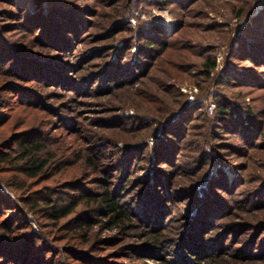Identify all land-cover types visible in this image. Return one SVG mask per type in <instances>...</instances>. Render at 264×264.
<instances>
[{
	"label": "rangeland",
	"instance_id": "374dc122",
	"mask_svg": "<svg viewBox=\"0 0 264 264\" xmlns=\"http://www.w3.org/2000/svg\"><path fill=\"white\" fill-rule=\"evenodd\" d=\"M122 1H27L34 12L36 9L46 10L47 8L76 10L81 15L83 22L80 20L82 28L76 37L68 36V47L59 48L52 44L43 48L44 51L36 47L32 49V52L44 54L43 57L48 62L44 61L49 67L41 66L38 71L36 68L38 75L42 73L40 79L42 85L37 86L43 92H52L48 94V97L53 96L52 99L48 100L49 103L57 105L61 101H67V103H62V113L52 109L47 112L42 110V113H39L40 108H38L33 111L27 110L24 114H18V110H23L15 105L9 113L8 124L16 121V127H25V125L35 124V119L40 123L51 125L50 133L46 131V136L52 135L53 137L54 144L51 146L60 148L69 160H79L74 169L81 168V158L89 153H94L96 157L101 159L102 165L99 171L93 175L105 179L108 183L109 180L113 182L112 178L109 179V177L113 175L115 180L118 172L113 170V174H108V171L103 170V168L115 169L119 164L118 156L114 154L117 151H115L116 147L132 146V150L137 151L135 153L136 159L128 163L130 165L128 172L130 177L135 179V182L130 183L126 191L123 192L120 189L116 192V198L118 197L119 202H123L126 209L131 213V220L127 222L128 225L125 228L118 225L109 227L107 218L98 214L94 216L97 221L87 229L68 231L64 229V220L58 222V226L53 228L48 222H43L40 225L29 214L30 227L41 235L49 236L48 240L50 241H45L51 244L48 245L55 249V252H59V246L62 245V247L75 248L81 251L83 257L100 260L103 264H165L161 261L162 256L157 254L159 252L154 249H152L150 256L144 254L149 246L144 242L145 222L138 214L140 201L145 205L143 208L147 207L146 212L143 211V213H147V218L151 216L154 223L159 219V216H165L161 231L162 236H165L161 242L165 249V258L177 260L180 258L179 253L185 257L188 253L186 249L183 251L182 245L185 242L189 243L196 253L203 255L201 261L205 260L204 264H264V199L254 195L258 193L264 183V148L240 143L236 134L235 136L228 130H223L217 123L215 124L218 128H215L214 123H211L206 134L202 132V129L194 126L191 134H195L189 139L199 145L206 144L207 147L209 146L208 155L211 160L209 164L205 165L204 171L200 170L202 171L201 174L195 172V175H188L185 178H180L181 175H177V183L173 185L171 190L168 181L167 185H160L161 188L170 190L168 197L171 198V201L169 203H165L166 198H162L165 190L155 186L158 185L154 178L156 163H159L158 158L151 156L143 159L145 168L135 167L137 158L140 159L143 156V149L138 146V143L144 140L148 143V147H152L156 143L154 136L161 135L159 123H154L151 126L149 123L144 124L137 121L138 117L141 116V111L148 107L146 101L156 96L164 97L163 91H168L171 88L174 91V99L173 97L172 99L176 103L185 99L188 104H193L197 100L199 88L206 89L208 87L203 76H200L201 66L195 65L189 70L192 66L189 62L187 66L189 74H186L185 78L175 81L172 77L175 72L173 67L168 66L166 68L159 61L158 65H155L145 77L138 78L137 74H133L134 71L125 77L126 80L129 77L138 79L135 84L114 88L110 90L112 91L110 93L108 86L111 82L108 81V78L88 80L89 77L93 76L94 71L101 68L100 65L104 61L116 60L119 51L122 52L126 38L123 35H125L126 29H122V26L110 29L114 23L119 25V17H115L117 20L113 23L110 21L114 17L112 13L115 10L119 11L118 7L122 5ZM247 1L203 0L200 4L196 3L192 6H195L197 10L201 8L202 3H205L208 7L206 9L207 14L198 21H201L204 27L216 26V28L204 29L203 27L194 28L187 24L188 26L185 27V32L190 30L191 33L187 43L194 52L193 62L200 63L205 59L207 53H211L215 57L216 67L212 71L211 84L215 83L217 77H228L226 59L231 63L233 74L242 72L244 68H252L248 62L229 58V45L233 43L236 48L239 47V39L246 34L245 27L250 25L252 18L261 12L252 15L254 6L259 0H249L254 2L251 9L252 18L240 20L237 16L238 9ZM4 5L0 3V6ZM134 15L135 17L129 19L133 27H136L137 19L144 22H158L163 24L168 37L178 35L179 26L184 22L183 18L175 17L168 8L150 3L138 8ZM55 18L60 19L56 16ZM193 19L195 18L189 15L187 21ZM36 27L34 34L40 31ZM129 40L131 38H128L126 42ZM113 44L115 48L100 57H94L92 53H89L95 47L102 45L112 47ZM130 53L133 58H136L135 46L131 47ZM67 54L71 56L67 57ZM87 54L89 56L85 57ZM144 59V57L137 58L138 61ZM126 61L129 62V60ZM79 63H83V68L80 70L78 69ZM128 69L131 71V66H128ZM262 69L257 71L261 73ZM157 71L158 73L162 72L161 77L154 78ZM256 77L264 81L263 74L256 75ZM66 79L69 80L68 83ZM91 84L92 86H90ZM171 85L178 87V91L173 89ZM97 86H100L97 90L102 92L94 90ZM215 91H220L245 106L253 105L259 111H264V89L261 90L250 85L235 86L231 84L218 89L216 85L212 84L209 92ZM239 95H243V97ZM205 101V111H207L208 116L213 117L216 104L211 97ZM62 115L73 120L74 128L72 130L56 128L57 124L63 123ZM187 118L192 119L189 122L190 125L199 122L201 119L195 114H190ZM38 127L41 126L38 125ZM51 131H54L53 134ZM211 135L212 137H210ZM132 142L134 144L130 145ZM251 145L253 146V144ZM76 152L77 158H75ZM183 153L188 154V150H183ZM212 178L214 186L208 189V183ZM163 180H166L165 177L161 181ZM114 186L115 184L111 186L112 191ZM141 188L142 190L148 189H146L147 195L137 194V190ZM158 191L159 194L161 193L160 197H157ZM207 196L209 197L208 201L205 200L201 206V200ZM209 205L210 208H208ZM162 221L163 218H160V224ZM197 223L198 229L194 227V224ZM166 226L170 228L165 229ZM150 227L153 228V224ZM190 231L194 235L198 233L197 236L201 237L200 241L193 234L190 239L188 236ZM187 232L186 239L189 241L183 240V235ZM166 235L168 239H166ZM64 250L67 252L66 249ZM160 253L162 254V252Z\"/></svg>",
	"mask_w": 264,
	"mask_h": 264
},
{
	"label": "trees",
	"instance_id": "16d2710c",
	"mask_svg": "<svg viewBox=\"0 0 264 264\" xmlns=\"http://www.w3.org/2000/svg\"><path fill=\"white\" fill-rule=\"evenodd\" d=\"M27 1L0 0V3L5 4L0 6V183L10 193L8 195L0 190V264H103L100 260L83 257L81 251L75 248L60 245L62 253L55 252V249L49 247L51 244L46 243L49 236L32 230L28 216L31 214L32 219L40 225L43 222H48L53 228L58 226V222L64 220V229L70 231L87 229L97 221L94 216L102 214L107 218L109 227L118 225L125 228L128 225L127 222L131 220V213L126 209L124 203H120L118 197L116 198V192L120 189L123 192L126 191L128 185L135 182V179L129 175L130 165L128 163L136 159L137 151L127 145L122 148L116 147L115 151H117L114 154L118 156L119 164L115 169L103 168L108 171V174H113V170L118 172L115 180L113 175L109 177L113 182L109 180L108 183L105 179L93 175L99 171L102 165L101 159L94 153H89L81 158V168L74 169L79 160H69L60 148L51 146L54 144L53 137L52 135L46 136V131L50 133L51 125L40 123L35 119V124L25 125V127H16V121L8 124L9 113L15 105L23 110H18V114L38 108H40L39 113H42V110L47 112L51 109L62 113V103H67V101H61L57 105L49 103L48 100L53 96L48 97V94L52 92H43L39 87L42 85L40 82L42 73L38 72V75L36 68L38 71L41 66L48 67V61L43 57L44 54L32 52V49L36 47L44 51L43 48L52 44L59 48L68 47V36L76 37L83 22L81 15L76 10L47 8L46 10L36 9L34 12ZM202 1L123 0L122 5L118 7L119 11L115 10L112 13L114 17L110 21L113 23L117 20L115 17H119V25L114 23L110 29H116L119 26L126 29L125 35H123L126 38L122 52L119 51L116 60L104 61L100 65L101 68L94 71L93 76L88 78L89 81L92 78H97L96 80L103 77L108 78V81L111 82L108 86L110 93L112 92L110 90L114 88L135 84L138 79L129 77L126 80L125 77L131 75L133 71V74H137L138 78L145 77L155 65H158L159 61L166 68L173 67L175 72L172 77L175 81L183 79L186 74H189L187 70L189 62L192 65L189 70L195 65L201 66L200 76H203L208 87L206 89L199 88L197 100L193 104H188L185 99L176 103L173 100L174 91L170 88L168 91H163L164 97L156 96L146 101L148 107L141 111V116L137 119L144 124L149 123L152 126L154 123H159L161 126V135L154 136L156 143L154 142L152 147H148V143L144 140L138 143V146L143 149V158H137L135 165V167L145 168L143 159L151 156L158 158L159 163H156L154 171L157 188H161L160 185H167L168 181L171 190L177 183V175H181L180 178H185L188 175H195V172L201 174L206 169L205 165L209 164L211 160L208 155L209 146L199 145L189 139L195 134H191L194 126L202 129V132L206 134L210 129V124L214 123L213 126L218 128L215 124L217 123L223 130L236 134L240 143L264 148V111H259L253 105L245 106L220 91L209 92L212 84L216 85L218 89L230 84L235 86L250 85L261 90L264 89V81L256 77V75H264V10L252 18L251 9L254 2L248 0L245 5H241L237 16L240 20L251 17L252 23L245 27L246 34L239 39L238 48L233 43L229 45V58L248 62L252 68H244L242 72L233 74L231 63L226 59L228 77H217L215 83L211 84L212 71L216 67L215 57L211 53H207L203 61L194 63L192 60L194 52L187 43L191 33L190 30L185 32V27L188 25L194 28H216L215 25L204 27L201 21H198L205 17L208 7L205 3H202L201 8L197 10L195 6H192L196 3L200 4ZM147 3L168 8L175 17L183 18L184 22L179 26V34L168 37L163 24L158 22H144L137 19L136 27H133L129 19L135 17L134 12ZM189 15L195 19L187 21ZM55 16L60 19H56ZM35 27L40 30L36 34H34ZM128 38L131 40L126 42ZM105 46L95 47L89 53H92L94 57H100L115 48L114 44L112 47ZM132 46L136 47V58H133L130 53ZM66 56L71 55L67 54ZM138 57L145 59L138 61ZM82 64H78L79 70L83 68ZM128 66H131V71ZM259 69H262L261 73L257 71ZM158 71L154 78L161 77L162 72L158 73ZM68 81L66 79L67 83ZM83 84L86 86L85 83ZM99 87H95L94 90L96 91ZM171 87L175 90L178 89L172 85ZM97 92L102 91L97 90ZM239 96L243 97V95ZM208 97H211L216 104L213 117L208 116L205 111V100ZM190 114L200 117V121L190 125L189 122L192 119L187 118ZM61 120L63 123L57 124L56 128L70 130L74 128L72 119L62 115ZM38 125L41 127L39 128ZM53 132L51 131V134ZM133 144V142L130 143V145ZM185 149L188 150V154L183 153ZM75 154V158H77V152ZM164 177L166 180L161 181ZM114 184L112 191L111 186ZM208 184V189L214 186L213 178ZM146 189H138L137 194L147 195ZM161 189L165 190L162 198H166L165 203H169L171 201V198L168 197L170 190L168 188ZM160 194L158 191L157 197H160ZM254 195L264 199V183L258 193ZM208 199V196L204 197L201 200V206ZM139 203L138 214L145 222L144 242L149 246V249L142 253L150 256L154 249L159 252L157 254L162 256L161 261L165 264H204L205 260L201 261L203 255L196 253L191 245L185 242L182 245L183 251L186 249L188 252L185 257L179 253L180 258L177 260L165 258V249L161 245L165 238L161 233L165 216H159V219L163 218L161 224L159 219L154 223L151 216L147 218V213H143V211L146 212L147 207L143 208L144 204L140 201ZM210 207L209 205L208 208ZM152 224L153 228H151L152 226L149 228ZM194 227L198 229V223L194 224ZM166 228L170 227L166 226ZM187 234L188 232L183 235L185 241L188 240L186 239ZM192 234L190 231L188 235L190 239ZM197 235L199 234L196 233L194 237L200 241L201 237ZM166 239H168L167 235ZM189 256L191 258H188Z\"/></svg>",
	"mask_w": 264,
	"mask_h": 264
},
{
	"label": "built area",
	"instance_id": "2783aa9c",
	"mask_svg": "<svg viewBox=\"0 0 264 264\" xmlns=\"http://www.w3.org/2000/svg\"><path fill=\"white\" fill-rule=\"evenodd\" d=\"M263 8H264V0H259L256 6H254V11L252 15L259 13L260 11L263 10ZM0 190L2 192L9 194V191L4 187V185H2V183H0Z\"/></svg>",
	"mask_w": 264,
	"mask_h": 264
}]
</instances>
